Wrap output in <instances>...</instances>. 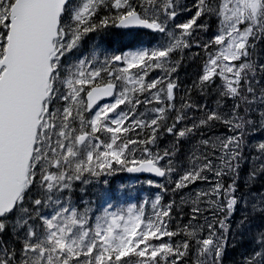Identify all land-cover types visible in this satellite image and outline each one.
<instances>
[{
  "label": "snow or ice",
  "instance_id": "1",
  "mask_svg": "<svg viewBox=\"0 0 264 264\" xmlns=\"http://www.w3.org/2000/svg\"><path fill=\"white\" fill-rule=\"evenodd\" d=\"M0 264H264V0H0Z\"/></svg>",
  "mask_w": 264,
  "mask_h": 264
},
{
  "label": "trees",
  "instance_id": "2",
  "mask_svg": "<svg viewBox=\"0 0 264 264\" xmlns=\"http://www.w3.org/2000/svg\"><path fill=\"white\" fill-rule=\"evenodd\" d=\"M181 76V78L183 79L184 77H185V72L183 73V75H180ZM122 175V174H121ZM120 175V176H121ZM117 180H120V179H117ZM120 185H122V184H119V182H115V189L116 188H118ZM132 188V187H131ZM133 189V188H132ZM134 190V189H133ZM156 191V190H155ZM155 191H153V189L152 188H150L149 186L148 187H146V188H144L143 189V191H141L140 192V190H138L136 193L138 194V195H140V194H143V197L142 198H150L152 195H153V193L155 192ZM150 192V193H149ZM133 196H134V194H133Z\"/></svg>",
  "mask_w": 264,
  "mask_h": 264
},
{
  "label": "water",
  "instance_id": "3",
  "mask_svg": "<svg viewBox=\"0 0 264 264\" xmlns=\"http://www.w3.org/2000/svg\"><path fill=\"white\" fill-rule=\"evenodd\" d=\"M144 174H147V173H144Z\"/></svg>",
  "mask_w": 264,
  "mask_h": 264
}]
</instances>
